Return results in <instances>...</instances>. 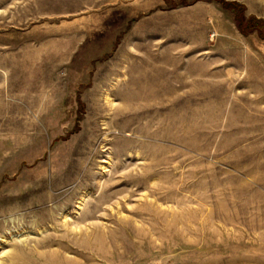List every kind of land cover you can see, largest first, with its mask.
<instances>
[{
    "label": "rangeland",
    "instance_id": "1",
    "mask_svg": "<svg viewBox=\"0 0 264 264\" xmlns=\"http://www.w3.org/2000/svg\"><path fill=\"white\" fill-rule=\"evenodd\" d=\"M0 8V264H264V0Z\"/></svg>",
    "mask_w": 264,
    "mask_h": 264
},
{
    "label": "crops",
    "instance_id": "2",
    "mask_svg": "<svg viewBox=\"0 0 264 264\" xmlns=\"http://www.w3.org/2000/svg\"><path fill=\"white\" fill-rule=\"evenodd\" d=\"M1 13H3V11H1V8H0V14ZM166 28V27H165ZM167 29V28H166ZM170 28H168V30H169ZM160 31H162V29L160 30ZM178 35V34H177ZM176 34L175 35H173L172 34V36L170 37L169 35V42H170V40H171V42L169 43V42H167V41H165L162 45L164 46V48H167L168 46L170 47V48H176L180 43H178L179 42V38H175V36H177ZM167 38V37H166ZM223 41V40H222ZM169 43V44H168ZM206 49V47H202V49H200L199 50V52H201V51H204ZM168 52V51H167ZM170 53V52H169ZM4 58H5V56H0V63H4ZM11 58H17V57H14V56H12V57H9V59L8 60H11ZM171 58H174V57H171ZM175 60L177 59V58H174ZM184 59H182V57L181 58H179V60L177 59V61H183ZM4 72L2 71V70H0V84H2V81H3V77H4ZM263 109H264V107H263ZM260 110H261V108H260Z\"/></svg>",
    "mask_w": 264,
    "mask_h": 264
},
{
    "label": "trees",
    "instance_id": "3",
    "mask_svg": "<svg viewBox=\"0 0 264 264\" xmlns=\"http://www.w3.org/2000/svg\"><path fill=\"white\" fill-rule=\"evenodd\" d=\"M220 3L223 4L222 6H224V7H228V8L234 7L231 3L227 4V3H223V1H220ZM237 27H238V29L240 30V32L242 34H248L251 31V30H248V29H241V27L238 26V24H237ZM260 37H261V35H260ZM261 38H264V37H261Z\"/></svg>",
    "mask_w": 264,
    "mask_h": 264
}]
</instances>
